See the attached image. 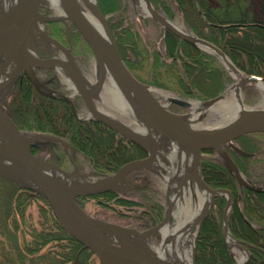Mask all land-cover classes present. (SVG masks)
Instances as JSON below:
<instances>
[{"label":"rangeland","instance_id":"rangeland-1","mask_svg":"<svg viewBox=\"0 0 264 264\" xmlns=\"http://www.w3.org/2000/svg\"><path fill=\"white\" fill-rule=\"evenodd\" d=\"M78 1L81 5H83L82 0ZM100 1L103 4V8L105 9L104 12L100 8L99 0H95V3L105 18L109 35L114 46L116 47L117 52L118 48L113 36V30L116 29L114 27H117L115 26V24L119 23V27H117L118 29L122 30L126 28L131 31V34L127 35L129 40H124V48H122L124 54H126V57L129 59V62L133 64L132 70L129 68L130 71L141 83H143L150 89V93L154 96V98H156V100H158L162 104H165L167 109L183 117L184 121L190 126H195L198 129L202 130H212L215 127L225 124L228 121V118L225 117L227 111H223L222 109L218 108V106H222L221 103H225V101H230L234 97L233 94L235 93V88L239 89L238 94L240 96L238 95V99L241 101L244 107L251 108L254 110L264 109L263 88L259 86L258 81H247L241 88L239 86V82H241V80L243 79L244 74L250 73L245 72L239 65H236L235 62L232 60L231 56H229L227 53L224 52L225 56L238 68V72L232 71L226 65L224 59L217 56L216 54L200 49L197 46H195L196 48H193V50L199 49L200 51H203V53L208 56V60L210 62L209 65L211 66V68H213L212 71L215 72L216 76L219 73L218 71L223 72V80H221L222 86L218 89L217 93L212 96H201L199 95L198 91L195 90L196 88L193 87L194 81L187 80V78H185L184 73L179 72L180 63L177 60L173 61L171 56L165 51V48H168V46H170L169 38L168 36H166L165 33V31H168V29H166L164 26H162V24L152 18L148 14V12L140 6L138 0ZM148 2V4L154 7L151 0H148ZM261 3H264V0H261ZM170 4L173 12L171 18H168L163 13V11H159L162 12V14H164V16L168 20L173 22L182 30L197 36L185 27L182 21L181 13L177 10L173 3ZM154 9L156 8L154 7ZM38 11L39 17L36 19L33 25L34 32L44 31L45 33H48L49 35L57 39L65 48H67L82 78L87 84H92L97 79L101 80L100 83L102 84V88L98 90L96 96L91 98L94 107L104 114L111 115L117 121H119L131 130L139 131L140 129H142L143 125L141 122L136 121L131 116L123 113L116 106H113L112 103H110L109 101H105V97H107L105 93L107 92L106 88L111 86V82L107 79L105 75L102 77L100 66L96 62V59L94 58L88 44L78 32L74 24L70 21V19L65 17L60 18L58 16L57 11L51 5H49L48 0H42V2L39 4ZM111 24L114 25L113 29H111ZM182 41L185 44L188 43L184 40ZM25 48H34L35 55L37 56V58L40 59L55 57L62 60L67 59L64 49L56 47L52 42L46 40L44 37L41 36L37 37L36 41L34 42V45H29ZM189 50L191 51L192 47H190ZM161 60H163L165 64H171L172 67H167L166 65L165 67L164 64L161 63ZM14 68L15 65L12 62L6 65L1 70V77H3V79H7ZM30 68L34 77L40 83L39 87L36 88L34 86L31 80L27 77L24 69L22 68L9 80V82L5 86L1 88L0 92L3 90L4 96L0 98V105L6 107L5 103L10 101L11 96L13 94L11 92L14 87H12L11 85H14L16 87L15 83L20 81L22 77H26L40 92L52 98L64 100L70 106L74 116L77 119H95L93 117L88 116L89 110L87 108L85 100L80 94V92L77 91L76 88L73 86L71 80L68 79L66 72H64L65 70L62 71L61 69H59L56 63H54L53 67L30 65ZM19 72L23 73V76L20 78L18 77V75L20 74ZM184 82H186L187 84L185 85ZM260 82H262L264 85V80ZM187 85H190L189 87L192 88L191 90L193 91L187 89ZM63 96H65L67 100ZM187 101L201 102L202 108L198 109L194 113V110L185 104V102ZM239 112L241 113V111ZM30 122L32 124H35V121L33 120H30ZM20 130H22L28 135H32L35 133H43L37 130ZM154 134L163 133L154 130L153 136ZM247 134L248 136L243 137L242 139L238 138L235 140V142L238 145L240 144L247 149H249L248 147L254 146L253 148L255 149L257 147V150L254 149L250 151L252 155L250 156V166H248L247 170L250 173H253L254 179L259 176H262L259 177V180L255 182V184L264 187V131ZM126 139L131 141L128 138ZM172 139H174L175 141V138ZM44 140L52 139H36L31 144V147H34L33 153L38 158L44 160L51 159L50 161H52V159L55 158L57 162H52L56 163L63 170L73 173L72 175H74L75 173L77 174L78 172L77 178L83 183L96 182L111 175L114 172H95L91 168L85 156L78 150H75L73 146L65 140L72 146L71 155L75 162L74 165L69 156L70 149L68 147L65 148L60 142L52 140L56 142L54 144L55 149L53 151L51 150L50 145L44 142ZM133 143L136 144L135 142ZM170 143L174 148L176 147V141H170ZM136 146H138L140 149L135 158H144L148 155V150L146 149V146L149 147L148 144L146 145L144 143L145 148L138 144H136ZM259 149L261 151H259ZM56 156H58V158ZM164 156L165 154L163 153L162 149H160L158 146V151L156 153L155 158L151 161V164L130 171L126 175L125 181L121 183V190H115L113 191L112 195L107 196H101L98 194L79 196V204L84 208L85 211H87L98 219L116 223L121 226H125L129 229L138 230L140 232L160 223L167 212V189L166 180L164 178V169L166 166H170V164L174 165L176 163L175 157L173 158L172 155H167V162L166 160H164ZM235 157L236 155L233 153L232 149L227 145H223L219 151L214 148L204 150L201 155L200 163L198 166L200 178L204 181V183H206V185L212 188H225L226 186L215 184L213 181H211L212 179H210L208 173L211 172V169L210 167H206L204 165V160L208 161L215 159L219 161L220 164L232 174L236 194L235 201L232 195V200L229 205L227 215L235 203L239 208H241L242 191L243 188H245L244 186H239V184L235 180L233 172L229 167V164L232 163L237 168L241 176L244 179L248 180V178H246V176H244V174L239 169L238 164L236 163L238 159H236ZM184 161L185 160H181L182 163H184ZM157 165H160V167L157 168ZM75 170L77 172H75ZM16 179L18 180L17 177ZM13 183L25 190H28L33 196H35V194H38L30 188L20 186L16 182ZM38 196L39 197H35L34 200L30 202L28 201L25 204L23 216H16V219L19 223L18 233L20 234V236H23L25 238H29L30 225L38 227L37 225H39L38 223L39 221H41V217L44 214L55 221L44 198L40 194H38ZM104 197H108L109 199H105ZM226 200L227 194L225 192L215 194L212 198L211 205L209 206L207 212L204 214L203 218L198 222L192 247L191 261L193 262V264H198V233L203 220L208 215H210L211 212H214L216 220L220 222L221 226H223L222 214ZM55 223L65 233H67L56 221ZM228 237L230 239L234 238L236 240L235 241L232 239L236 247H232L229 243L227 246V244L225 243L224 232L222 233V241L223 243H225V249L231 257V261L229 264L235 263L239 249L243 250L245 254L247 251L248 255L250 256L248 246L242 241H240V239H238L236 236H234L230 232V230L226 239ZM145 239L148 242L151 241L153 244H156L159 242V235L149 234L145 237ZM83 249H87L90 252L89 256L86 259L89 264H100V261L98 260L97 256L92 253L88 248L81 249V244L76 254H79V252ZM246 262L244 264H246ZM64 264L72 263L71 261H68Z\"/></svg>","mask_w":264,"mask_h":264},{"label":"trees","instance_id":"trees-1","mask_svg":"<svg viewBox=\"0 0 264 264\" xmlns=\"http://www.w3.org/2000/svg\"><path fill=\"white\" fill-rule=\"evenodd\" d=\"M151 2L168 18L173 15L170 4L173 3L181 13L182 21L188 30L217 45L245 72L264 77V3H261V0H151ZM99 5L104 12L100 0ZM115 26L119 27V23ZM113 27L111 24V29ZM117 27H114L116 29L112 35L120 56L132 70L133 64L122 50L124 40H129L127 35H130L131 31ZM165 33L170 41V46L165 48V51L173 61L177 60L180 63L179 72L184 73L187 80L194 81L193 87L199 95L216 94L222 86L223 72L217 70L219 73L216 76L209 65L208 56L203 51L193 50L196 48L194 45L185 44L169 30ZM188 46L192 47V52ZM161 63L172 67L163 60ZM15 85L16 87L11 85L14 87L11 92L13 94L5 105L19 128L58 135L81 152L95 172L115 171L118 166L134 159L139 152L140 148L136 144L102 122L95 119H77L64 100L40 92L28 78L22 77ZM189 86L187 85V89L191 90ZM0 93L1 98L4 96L3 90ZM30 120L35 121V124ZM246 136L248 134L236 139ZM44 142L54 151L56 142L52 140ZM240 147L249 152L255 149L254 146L248 147L249 149L242 145ZM33 148L32 146V152ZM233 153L244 176L254 183L257 182L262 176L254 179L253 173L247 170L251 155L236 154L234 151ZM52 161H56L55 158ZM204 165L211 169V172H208L211 181L228 187L235 201L236 189L232 174L215 159L204 160ZM112 193L113 191H107L98 195L107 196ZM35 197H39L38 194L33 196L28 190L0 177V264H64L68 261L72 264H89L86 259L90 252L87 249L81 250L75 260L80 243L45 214L41 217L38 227L30 225L29 238L20 236L16 216H23L25 204ZM241 199V208L235 203L227 215L228 229L248 246L250 256L246 264H264V190L255 191L245 187ZM222 233L223 226L216 220L214 212H211L199 229L198 264L230 263L231 257L225 249Z\"/></svg>","mask_w":264,"mask_h":264},{"label":"water","instance_id":"water-1","mask_svg":"<svg viewBox=\"0 0 264 264\" xmlns=\"http://www.w3.org/2000/svg\"><path fill=\"white\" fill-rule=\"evenodd\" d=\"M61 1L67 10L65 18L70 19L83 39L86 41L94 58L96 59V62L100 63L104 60L107 64H109L114 76V85L118 89L122 90L123 93H126L130 102L134 106L135 111L142 116L144 120L141 121L144 129L143 133L145 132L144 139H138L134 137L133 134L127 133L125 130L129 129L128 127L121 123L125 130L121 129L117 126V124H115V122L104 116L102 112V115L98 114V112L95 113V110V112H93L91 109L94 107L92 104V97L87 100L88 98L86 97L87 93L85 90L78 87L76 90L79 91L84 98L89 110L88 116L101 121L108 127L118 132L120 135L130 139L144 148L145 146L142 140H146L145 142L149 145V147L146 146L148 155L144 158L131 159L120 165L111 175L92 183H83L79 181L77 178L78 172L75 170L77 174L75 173L73 176L75 177L76 182L72 181L70 184L66 183L58 178L55 175V172H63L69 176L73 173L63 170L56 163L50 160L38 158L32 152L31 144L38 138L56 140L65 148L68 147L70 149L69 156L75 165L74 159L71 155L72 146L57 135L45 133H35L32 135L26 134L20 130L18 125L14 122L8 109L5 106L0 105V177L11 182H16L20 186L30 188L34 192L40 194L47 203L55 221L71 237L81 244V249L88 248L92 253H94L100 261V264H173L160 261L154 256L152 257L149 255L147 251L123 242L118 238L113 239L106 236L100 230L103 226L113 231L120 230L137 233L140 231L129 229L125 226L94 217L85 211L79 204L78 197L100 194L106 191H119L122 187L121 183L125 181V177L130 171L150 165L158 151V144L153 136L154 130L176 139H182L184 137L187 138L193 145L192 167L194 170L198 169L201 155L203 151L207 149L214 148L219 151L223 145H227L238 154L250 155L251 152L242 149L235 142V139L243 134L264 131V109L254 110L243 106L238 117L227 121L215 130H202L195 126H190L184 121L183 117L167 109L165 104L156 100V98H154V96L150 93V89L141 83L126 66L111 40L105 18L97 5L98 14L102 19V26L106 32V39L100 38L94 34L90 26H88L78 12L74 4L75 0ZM145 1L147 4L149 3L148 0ZM41 2L42 0H15L14 2H11V4H7V7L4 5L0 6V66L2 65L4 68L11 62L15 65V68L9 74V77L0 83V90L22 68L34 86L38 88L40 83L34 77L30 65L54 66V58H37L36 60H32L26 55L25 47L34 45L38 36L44 37L46 40L52 42L56 47L64 49L65 53L70 56L68 49L65 48L57 39L44 31L34 32L33 25L39 17L38 7ZM148 6V14L162 24V26L166 29L175 34L178 38L197 46L200 49L216 54L224 59L226 65L232 71H239L238 68L230 60H228L224 52L217 45L204 38L182 30L173 22L168 20L162 12L154 9V7L150 4H148ZM32 50L34 51V48H32ZM70 58L74 62L72 56H70ZM57 59L59 60V58ZM74 69L78 74H80L75 62ZM103 76L104 74H102V77ZM262 80H264V77L260 75L244 74L243 79L239 82V86L242 88L247 81L260 82ZM135 94L136 96H134ZM63 97L67 100L65 96ZM240 104H242L241 101ZM145 113H149L150 115L147 116ZM3 160H8L13 164H17L26 173L30 183H24L17 180V176L14 171L4 167L1 162ZM229 167L239 186H244L253 190L261 189L260 186H256L249 180L244 179L232 163L229 164ZM200 180L210 193L209 206L211 205L212 198L215 194L221 192H225L227 194V200L223 208L222 217L225 243L228 246V241L226 239L229 234L227 211L232 200V194L227 188H212L206 185L201 178ZM208 208L202 214L199 221L203 218ZM167 217L168 211L160 223L141 231L140 233L142 236L145 238L149 235L150 231L164 223ZM231 239L235 240L234 238ZM248 256V252L246 251V258L244 259L243 264L247 261ZM76 257L77 254L75 258ZM187 264H193V262L191 261Z\"/></svg>","mask_w":264,"mask_h":264},{"label":"bare ground","instance_id":"bare-ground-1","mask_svg":"<svg viewBox=\"0 0 264 264\" xmlns=\"http://www.w3.org/2000/svg\"><path fill=\"white\" fill-rule=\"evenodd\" d=\"M82 1L83 5H81L78 0L74 1L78 12L80 13L84 21L88 24V26H90L96 36L106 39V32L102 26V19L98 14L95 0ZM138 1L140 3V6L148 12L149 6L146 1ZM11 2H14V0H0V6L11 4ZM48 3L57 11L60 18L65 17V15L67 14V10L63 6L61 0H48ZM25 51L26 55L29 56L30 59H37V56L32 49L28 48L25 49ZM65 55L67 59L58 60L55 57L53 59L54 63H56L59 69H61L62 71L65 70L64 72H66L68 79L71 80V83L76 89L80 87L82 90H85V92L87 93V100H89L90 97L96 96L98 90L102 88V84L100 83L101 80L97 79L94 81V83L87 84L82 76H80V74H78L74 69V62L71 60L70 56L66 53ZM98 64L100 66L101 73L104 74L111 82V86L106 88L107 92L105 93L107 97H105V101H109L113 106H116L123 113L131 116L134 120L139 122L144 121L142 116H140V114L135 111L134 106L130 102V99L128 98L126 93H123L122 90L118 89L114 85V76L109 64H107V62H105L104 60ZM2 68L3 66L1 65L0 83H2L4 80L3 77H1ZM259 86H261L264 90V85L262 82H259ZM238 90L239 89L237 88L234 89V97L230 101H225V103H221L222 106H218V108L222 109L223 111H227L225 117L228 118V121L238 117L240 115L239 111L244 106L240 104V101L238 99ZM134 96H136V94ZM185 104L193 109L194 113L198 109L202 108L201 102L197 101H187L185 102ZM91 109L93 110V112L96 111L95 113L98 112V114H101V111H99L97 108L93 107ZM103 115L115 122L118 127L124 129L123 125L114 117L104 113ZM145 115L149 116L150 114L145 113ZM221 126L215 127L214 130ZM140 130L132 131L130 129H126L125 131L129 134H133V136L138 139H144V129L142 128ZM154 136L159 148L162 149L163 153L165 154L164 160H166L167 162V155H172L176 160V163L174 165H171L169 163L170 166H166L164 169V178L166 180L167 189L166 208L168 211V217L164 223H162L158 227L153 228L150 231V234L159 235V242L156 244H153L151 241L148 242L140 232L137 233L120 230L113 231L104 226L101 227L100 230L110 238H118L123 242L131 244L132 246L140 248L141 250L147 251L149 255H151L152 257L154 256L160 261L173 264H187L191 262L192 259L193 241L199 219L210 204V193L201 182L198 169L194 170L192 167V143H190L189 140L185 137L182 139L175 138L177 144H175L176 147L174 148L170 143V141L175 142L172 137L165 134H154ZM145 141L146 140H142V142L147 145ZM181 160H185L184 163H182ZM7 161L8 160L1 161L6 169L14 171L18 180H20L21 182L30 183L26 173L17 164H13L10 161ZM159 167L160 165H157V168ZM55 175L66 183L70 184V182L72 181L76 182V179L73 175L69 176L66 173L59 171L55 172ZM227 240L232 247H236L232 239L228 237ZM245 255V252L239 249L234 264H243Z\"/></svg>","mask_w":264,"mask_h":264},{"label":"flooded vegetation","instance_id":"flooded-vegetation-1","mask_svg":"<svg viewBox=\"0 0 264 264\" xmlns=\"http://www.w3.org/2000/svg\"><path fill=\"white\" fill-rule=\"evenodd\" d=\"M20 74L18 75V77L20 78V77H22L23 75V73L22 72H19ZM15 78V77H14ZM21 80V79H20ZM250 155H252V153L250 154ZM252 184H254V185H256L254 182H252V180H250V179H248ZM256 186H260V185H256ZM261 187V189H259V190H264V187H262V186H260ZM253 190V189H252ZM255 191H258V190H255ZM107 192V191H106Z\"/></svg>","mask_w":264,"mask_h":264}]
</instances>
